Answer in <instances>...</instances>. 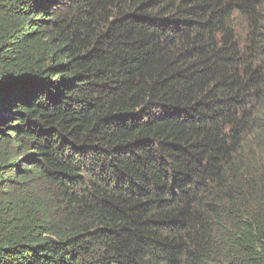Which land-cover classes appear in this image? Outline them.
<instances>
[{
	"label": "trees",
	"instance_id": "trees-1",
	"mask_svg": "<svg viewBox=\"0 0 264 264\" xmlns=\"http://www.w3.org/2000/svg\"><path fill=\"white\" fill-rule=\"evenodd\" d=\"M0 264H264V0H0Z\"/></svg>",
	"mask_w": 264,
	"mask_h": 264
}]
</instances>
